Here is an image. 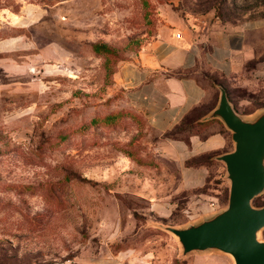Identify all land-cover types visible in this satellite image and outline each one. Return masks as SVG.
Instances as JSON below:
<instances>
[{"label":"rangeland","instance_id":"374dc122","mask_svg":"<svg viewBox=\"0 0 264 264\" xmlns=\"http://www.w3.org/2000/svg\"><path fill=\"white\" fill-rule=\"evenodd\" d=\"M176 17L264 29V0H0V264H234L215 248L185 253L170 231L226 207L225 164L203 156L208 183L178 190L159 154L167 135L115 80ZM263 70L223 86L245 119L264 112ZM195 115L168 134L184 135Z\"/></svg>","mask_w":264,"mask_h":264},{"label":"crops","instance_id":"0c3cea01","mask_svg":"<svg viewBox=\"0 0 264 264\" xmlns=\"http://www.w3.org/2000/svg\"><path fill=\"white\" fill-rule=\"evenodd\" d=\"M263 42L260 25L210 27L176 17L117 66L115 80L128 105L156 132L169 133L196 114L184 135L165 137L158 144L159 154L177 174L178 190L193 192L208 183V164L190 161L208 156L221 166L216 156L232 150L231 132L220 118L211 117L219 99L216 85L256 81V70L264 68L262 51H257ZM209 197V205H216V194Z\"/></svg>","mask_w":264,"mask_h":264},{"label":"water","instance_id":"95a60500","mask_svg":"<svg viewBox=\"0 0 264 264\" xmlns=\"http://www.w3.org/2000/svg\"><path fill=\"white\" fill-rule=\"evenodd\" d=\"M216 86L219 99L211 117L222 120L233 142L231 151L216 156L225 164L230 181L228 202L212 217L170 231L185 253L215 248L230 254L234 264H264V240L257 237L264 228V205H252L264 189V112L245 119L234 109L225 88Z\"/></svg>","mask_w":264,"mask_h":264},{"label":"trees","instance_id":"16d2710c","mask_svg":"<svg viewBox=\"0 0 264 264\" xmlns=\"http://www.w3.org/2000/svg\"><path fill=\"white\" fill-rule=\"evenodd\" d=\"M105 47V44H98V43H95L94 44V46H93V48H94V50L96 51V52H98V51H100L101 50V48H104ZM226 90V89H225ZM226 93H227V91H226ZM228 96V95H227ZM170 133V132H169ZM166 135L167 136H165V137H174L173 135H171V134H168V133H166ZM209 159V158H208ZM209 161H210V159H209ZM205 163V164H207V162H205V161H203L202 160V157H200L199 159H197V160H192V161H190L189 162V164H198V163Z\"/></svg>","mask_w":264,"mask_h":264},{"label":"built area","instance_id":"2783aa9c","mask_svg":"<svg viewBox=\"0 0 264 264\" xmlns=\"http://www.w3.org/2000/svg\"><path fill=\"white\" fill-rule=\"evenodd\" d=\"M263 73H264V72H263ZM212 207H213V208H215V207H216V205H213V204H212Z\"/></svg>","mask_w":264,"mask_h":264}]
</instances>
